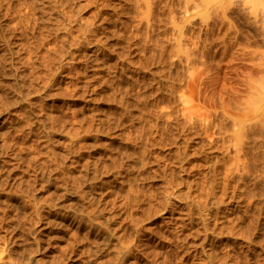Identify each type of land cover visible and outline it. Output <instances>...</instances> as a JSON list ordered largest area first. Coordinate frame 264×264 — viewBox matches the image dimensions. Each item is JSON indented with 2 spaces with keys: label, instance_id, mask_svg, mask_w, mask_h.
Returning <instances> with one entry per match:
<instances>
[{
  "label": "rangeland",
  "instance_id": "rangeland-1",
  "mask_svg": "<svg viewBox=\"0 0 264 264\" xmlns=\"http://www.w3.org/2000/svg\"><path fill=\"white\" fill-rule=\"evenodd\" d=\"M0 264H264V0H0Z\"/></svg>",
  "mask_w": 264,
  "mask_h": 264
}]
</instances>
